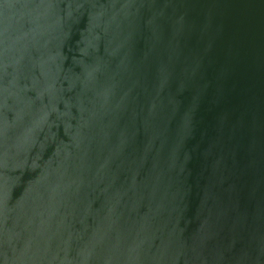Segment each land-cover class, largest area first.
<instances>
[{
	"label": "water",
	"instance_id": "95a60500",
	"mask_svg": "<svg viewBox=\"0 0 264 264\" xmlns=\"http://www.w3.org/2000/svg\"><path fill=\"white\" fill-rule=\"evenodd\" d=\"M0 264H264V0H0Z\"/></svg>",
	"mask_w": 264,
	"mask_h": 264
}]
</instances>
